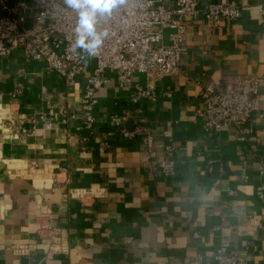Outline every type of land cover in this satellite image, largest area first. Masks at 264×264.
Masks as SVG:
<instances>
[{"label": "crops", "instance_id": "obj_1", "mask_svg": "<svg viewBox=\"0 0 264 264\" xmlns=\"http://www.w3.org/2000/svg\"><path fill=\"white\" fill-rule=\"evenodd\" d=\"M236 2L234 21L191 22L180 69L159 83L156 101L134 105L107 72L93 131L37 119L49 109L43 88L74 110L83 81L68 85L22 49L0 57V264H213L223 242L247 264H264V116L254 115L243 142L234 128L208 135L195 113L204 83L239 75L263 79L264 111V0ZM112 114L129 117L128 131L144 118L152 152L109 135ZM33 124L26 137L17 131ZM168 144L175 172L164 176L152 164L169 157Z\"/></svg>", "mask_w": 264, "mask_h": 264}, {"label": "built area", "instance_id": "obj_2", "mask_svg": "<svg viewBox=\"0 0 264 264\" xmlns=\"http://www.w3.org/2000/svg\"><path fill=\"white\" fill-rule=\"evenodd\" d=\"M264 16V5L260 8ZM236 0H222L201 6L200 0H0V57H9L16 49L34 61H43L49 71L60 75L68 85L83 81L80 104L72 110L64 100L42 89L49 105L37 119L51 126L80 121L77 131H93L98 92L109 82L107 72L116 74L122 87L131 89V101H156L159 83L180 69L182 49L190 28L201 17L212 27L240 17ZM193 22V23H191ZM136 74L144 83H134ZM259 76L222 77L202 85V105L196 115L203 121L208 135L234 128L240 141L251 138L250 122L255 114L264 116ZM20 95L17 91L12 98ZM127 115L112 114L109 118L112 135L119 131L128 139H139L151 153L155 142L151 129L138 116L134 129L128 131ZM26 126L17 131L23 137L30 133ZM105 145L107 143H104ZM169 155L152 164L164 176L175 172V146L168 144ZM264 172V167L261 170ZM257 196L264 201V189ZM46 214V212L44 213ZM43 215V214H42ZM41 230L57 231L55 226L41 225ZM212 236V235H211ZM47 240V238L45 239ZM202 259V256H198ZM213 264H247L243 257L230 253V244L223 242L213 255Z\"/></svg>", "mask_w": 264, "mask_h": 264}, {"label": "water", "instance_id": "obj_3", "mask_svg": "<svg viewBox=\"0 0 264 264\" xmlns=\"http://www.w3.org/2000/svg\"><path fill=\"white\" fill-rule=\"evenodd\" d=\"M114 3H120L122 0H111Z\"/></svg>", "mask_w": 264, "mask_h": 264}]
</instances>
